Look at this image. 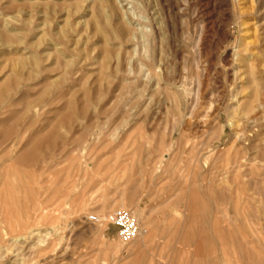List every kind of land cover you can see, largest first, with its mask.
I'll use <instances>...</instances> for the list:
<instances>
[{"label": "rangeland", "instance_id": "obj_1", "mask_svg": "<svg viewBox=\"0 0 264 264\" xmlns=\"http://www.w3.org/2000/svg\"><path fill=\"white\" fill-rule=\"evenodd\" d=\"M0 264H264V0H0Z\"/></svg>", "mask_w": 264, "mask_h": 264}, {"label": "built area", "instance_id": "obj_2", "mask_svg": "<svg viewBox=\"0 0 264 264\" xmlns=\"http://www.w3.org/2000/svg\"><path fill=\"white\" fill-rule=\"evenodd\" d=\"M90 221L97 224L107 222L116 229L117 236L123 244H129L140 234V226L134 215L125 210H119L107 218L91 216Z\"/></svg>", "mask_w": 264, "mask_h": 264}, {"label": "bare ground", "instance_id": "obj_3", "mask_svg": "<svg viewBox=\"0 0 264 264\" xmlns=\"http://www.w3.org/2000/svg\"><path fill=\"white\" fill-rule=\"evenodd\" d=\"M235 50H236V49H235ZM234 56H235V55H234ZM237 56H239V55H237ZM237 56H236V57H237ZM236 57H235V58H236ZM238 58H239V57H238ZM238 69H239V68H238ZM227 73H228V71H227ZM242 74H243V73H242ZM4 92H7V90H5ZM40 144H41V142L39 141V142H38V145H40ZM24 159H25V161L29 159V160H32V162H34V161L37 160V153H36V152H35V153H31V154L25 156ZM107 216H108V215H107ZM134 217H135V216H134ZM135 218H136V217H135ZM136 219H137V218H136ZM137 221H138V219H137ZM138 223H139V222H138ZM139 226H140V235H139V236L142 235V237H145L144 235L148 233L147 229H146L145 227H143L142 225H140V224H139ZM149 235H151V234H149ZM28 236H29V238L31 239V238L34 236V234H33V233H30ZM146 236H147V235H146ZM142 237H141V238H142ZM23 238H24V237L20 235L19 237L16 238V241H18L19 239H23ZM27 239H28V238H27ZM137 239H138V238H136L135 240H137ZM143 239H144V238H143ZM143 239H142V240H143ZM151 239H152V238H151ZM139 240H140V238H139ZM146 240H147V237H146ZM133 242H134V241H133ZM138 242H139V241H138ZM145 242H146V241H144V243H145ZM145 244H146V243H145ZM142 245H143V244L140 243V247H142ZM152 245H153V244H152ZM144 246H145V245H143V247H144ZM146 246H147V245H146Z\"/></svg>", "mask_w": 264, "mask_h": 264}]
</instances>
